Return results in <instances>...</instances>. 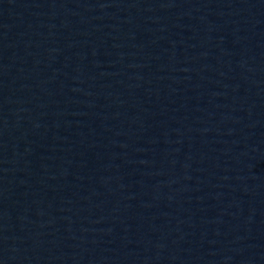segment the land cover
<instances>
[{
  "label": "water",
  "instance_id": "water-1",
  "mask_svg": "<svg viewBox=\"0 0 264 264\" xmlns=\"http://www.w3.org/2000/svg\"><path fill=\"white\" fill-rule=\"evenodd\" d=\"M0 264H264V0H0Z\"/></svg>",
  "mask_w": 264,
  "mask_h": 264
}]
</instances>
